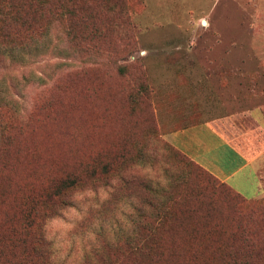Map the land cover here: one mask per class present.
Wrapping results in <instances>:
<instances>
[{"label": "rangeland", "instance_id": "1", "mask_svg": "<svg viewBox=\"0 0 264 264\" xmlns=\"http://www.w3.org/2000/svg\"><path fill=\"white\" fill-rule=\"evenodd\" d=\"M47 1L28 33L0 31L16 48L0 55V264H48L12 230L69 174L51 264H264V194L239 196L164 136L216 86L264 105V0Z\"/></svg>", "mask_w": 264, "mask_h": 264}, {"label": "crops", "instance_id": "2", "mask_svg": "<svg viewBox=\"0 0 264 264\" xmlns=\"http://www.w3.org/2000/svg\"><path fill=\"white\" fill-rule=\"evenodd\" d=\"M165 139L246 198L264 194V105L235 86H216ZM201 105V108L197 107ZM199 117L197 122L190 121ZM174 124V123H173Z\"/></svg>", "mask_w": 264, "mask_h": 264}, {"label": "trees", "instance_id": "3", "mask_svg": "<svg viewBox=\"0 0 264 264\" xmlns=\"http://www.w3.org/2000/svg\"><path fill=\"white\" fill-rule=\"evenodd\" d=\"M1 1L5 2V4H1L0 6V31L2 36H6L9 38H14L17 34L19 35L21 33H28L34 21L36 22L39 19L41 20L43 15L42 12H46V10L49 9V2L47 0H30L31 4H27L28 0ZM71 2L73 4V7L69 12H76V0H72ZM15 49V46L7 44L2 51L0 49V55L4 53V50H12L8 52H10V54H13L15 53ZM0 90H2L1 87ZM0 99L4 100L3 98H1V96ZM8 103L9 102L5 101V104ZM7 131L8 128L6 126H3V130L0 134V146L3 140L10 139V135L7 134ZM184 155L189 158L186 154ZM190 160L192 162H195L192 159ZM104 167L106 168L105 172H107V165ZM200 167L204 172L208 173L210 177L220 181L202 166ZM77 177L78 176L75 174H69L65 177L54 178L46 191L33 198L27 204H24L22 222L19 226L15 227L12 230L14 240H16L17 238H22L23 242H28L29 240L32 246L31 253L39 256L40 259L47 261L48 264H51L50 257L53 258V254L52 250L50 249L51 242L46 236V217L48 216V212L52 210L56 206V204L62 203L68 198L69 192L78 183ZM221 183L237 193L239 196L246 198L242 194L235 191L227 183ZM207 196L211 197L212 195L207 194ZM151 229L152 232L148 233L147 230H145L144 234L141 237L138 236L139 239L143 240H138L137 242H135L137 248H141L145 245L148 246L150 250L153 244H157V238L155 235L156 228L153 227ZM13 244H15V241H13Z\"/></svg>", "mask_w": 264, "mask_h": 264}]
</instances>
